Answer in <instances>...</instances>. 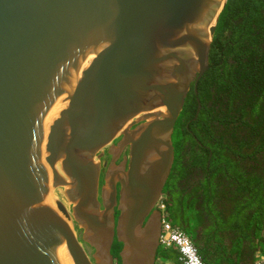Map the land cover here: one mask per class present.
<instances>
[{
    "label": "water",
    "instance_id": "obj_1",
    "mask_svg": "<svg viewBox=\"0 0 264 264\" xmlns=\"http://www.w3.org/2000/svg\"><path fill=\"white\" fill-rule=\"evenodd\" d=\"M226 2L0 0V264H116L115 239L122 264H156L173 133Z\"/></svg>",
    "mask_w": 264,
    "mask_h": 264
},
{
    "label": "trees",
    "instance_id": "obj_2",
    "mask_svg": "<svg viewBox=\"0 0 264 264\" xmlns=\"http://www.w3.org/2000/svg\"><path fill=\"white\" fill-rule=\"evenodd\" d=\"M209 64L173 133L167 212L204 263L253 264L264 254V0H227ZM169 262L182 264L178 250L159 247L156 264Z\"/></svg>",
    "mask_w": 264,
    "mask_h": 264
},
{
    "label": "built area",
    "instance_id": "obj_3",
    "mask_svg": "<svg viewBox=\"0 0 264 264\" xmlns=\"http://www.w3.org/2000/svg\"><path fill=\"white\" fill-rule=\"evenodd\" d=\"M156 208L161 213L162 229L159 238L160 246L177 249L179 260L182 264H206L198 255L197 247L195 246V241L192 239V236L179 227L173 226L171 221H169L164 194H162L156 203ZM255 256L256 259L254 264H264V254L257 252ZM168 264L173 263L169 262Z\"/></svg>",
    "mask_w": 264,
    "mask_h": 264
},
{
    "label": "flooded vegetation",
    "instance_id": "obj_4",
    "mask_svg": "<svg viewBox=\"0 0 264 264\" xmlns=\"http://www.w3.org/2000/svg\"><path fill=\"white\" fill-rule=\"evenodd\" d=\"M142 122L143 121H140V123H142ZM123 138H124V136H120L115 141H113V143L111 145H109L108 147L104 148L103 157L100 158V159H98V158L96 159V161L101 164V173H100V181H101L100 185L101 186L104 184V181L106 180V172L108 171L109 167H111L112 165H114L115 167L120 166L125 160L128 161V159H129V146L127 145L125 148H123L122 151L119 148V146H120L119 143H121ZM106 162H107V165L104 166V164ZM119 188H120V183L118 182V189ZM155 210H158V209L155 208ZM160 215H161V213H160ZM118 216H119V211H117V209H116V214H115L116 226L115 227H117V218H118ZM75 229L78 232L79 236L82 237L83 232H80L81 229L79 228L78 224H76V223H75ZM85 246H86L87 250L89 249L90 252L92 251L91 252V255H92L93 252H94V248L91 247L87 243H85ZM160 247H162V246H160ZM254 262H255V260L253 261V264H254ZM116 264H117V261H116Z\"/></svg>",
    "mask_w": 264,
    "mask_h": 264
},
{
    "label": "rangeland",
    "instance_id": "obj_5",
    "mask_svg": "<svg viewBox=\"0 0 264 264\" xmlns=\"http://www.w3.org/2000/svg\"><path fill=\"white\" fill-rule=\"evenodd\" d=\"M55 190L62 192V194H58V197H59L60 201L63 202V204L67 207L68 211L71 212L73 204L70 202L69 198L66 196V193H65L66 188L65 187H56ZM74 226H75V222H74ZM79 228H80V226H79ZM80 232H82V230Z\"/></svg>",
    "mask_w": 264,
    "mask_h": 264
},
{
    "label": "bare ground",
    "instance_id": "obj_6",
    "mask_svg": "<svg viewBox=\"0 0 264 264\" xmlns=\"http://www.w3.org/2000/svg\"><path fill=\"white\" fill-rule=\"evenodd\" d=\"M56 188H54V190H55ZM55 193H56V195L58 196V194H62V192H60V191H58V190H55Z\"/></svg>",
    "mask_w": 264,
    "mask_h": 264
},
{
    "label": "crops",
    "instance_id": "obj_7",
    "mask_svg": "<svg viewBox=\"0 0 264 264\" xmlns=\"http://www.w3.org/2000/svg\"><path fill=\"white\" fill-rule=\"evenodd\" d=\"M258 252H259V251H258ZM241 264H247V263H246V261L243 260Z\"/></svg>",
    "mask_w": 264,
    "mask_h": 264
}]
</instances>
